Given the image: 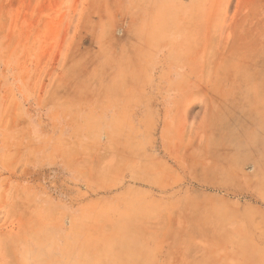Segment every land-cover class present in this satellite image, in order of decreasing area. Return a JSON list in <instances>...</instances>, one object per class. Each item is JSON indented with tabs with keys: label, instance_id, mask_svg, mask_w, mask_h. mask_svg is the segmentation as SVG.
Segmentation results:
<instances>
[{
	"label": "rangeland",
	"instance_id": "obj_1",
	"mask_svg": "<svg viewBox=\"0 0 264 264\" xmlns=\"http://www.w3.org/2000/svg\"><path fill=\"white\" fill-rule=\"evenodd\" d=\"M0 264H264V0H0Z\"/></svg>",
	"mask_w": 264,
	"mask_h": 264
}]
</instances>
